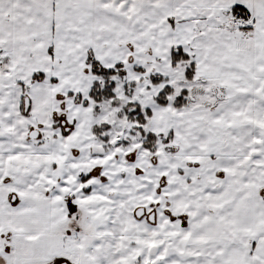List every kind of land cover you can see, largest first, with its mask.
<instances>
[{
    "label": "snow or ice",
    "instance_id": "obj_1",
    "mask_svg": "<svg viewBox=\"0 0 264 264\" xmlns=\"http://www.w3.org/2000/svg\"><path fill=\"white\" fill-rule=\"evenodd\" d=\"M0 264H264V0H0Z\"/></svg>",
    "mask_w": 264,
    "mask_h": 264
}]
</instances>
